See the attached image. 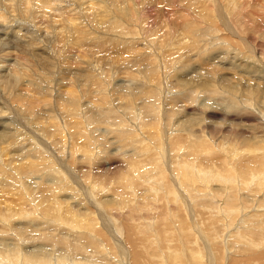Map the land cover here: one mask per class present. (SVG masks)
Masks as SVG:
<instances>
[{
  "label": "bare ground",
  "instance_id": "bare-ground-1",
  "mask_svg": "<svg viewBox=\"0 0 264 264\" xmlns=\"http://www.w3.org/2000/svg\"><path fill=\"white\" fill-rule=\"evenodd\" d=\"M263 1L0 0L1 58H10L9 55L19 50L17 39L25 38V50L36 55L26 61L25 70H31L28 63L33 68H43L48 60L54 61L52 55L49 56L51 59L44 56L48 44L53 48L52 53H56L54 56L62 59L72 45L85 43L80 38L88 31L92 35L85 38L86 42L104 41L105 49L112 47L130 53L135 68L116 73L141 81L147 94L135 85L123 87V91L128 88L134 91L133 94L124 91V95H118L129 115L126 125H120L114 136L118 140L117 146L120 150L131 151L126 154L131 156V162L147 161V165L144 170H135L129 182L134 193L135 186L143 190L138 194L140 199L105 214L111 222L105 218L107 228L101 230L115 236L118 247L114 256L117 260L105 256L100 248H88L92 246L87 235L91 227L83 221L90 215L88 201L94 196L105 197L106 187L103 186L101 192H97L95 183L91 185L93 190L77 188V199L81 202L77 213L57 196L65 191L56 181L64 183L71 169L90 164L94 144L99 148L100 157L108 154L98 144L99 134L92 133L100 123L95 105H88L86 100L90 99L82 100L84 95L80 94L77 107L72 108L63 100L66 93L63 89L62 94L52 95L57 100L54 110V101H48L42 95L47 88H41V94L35 93L33 97L52 112L46 117L36 112L35 126L29 123L31 128L27 125L23 129L17 125L11 128V123H5L7 129L0 132V232L6 229L5 233L10 232L7 237H0V264H106L102 262V256L109 257L114 264H264V120L261 118L264 106L252 101L263 97H244L243 89L256 93L258 88L241 84L238 93L244 100L223 104L215 99H197L199 88L211 94L212 75L208 71L205 81L199 84L178 81L179 88L196 87L186 93L183 102H179L175 94L167 95L162 90L168 80L160 76L163 67L166 75L167 70L176 69L190 53L197 56L192 62L212 65L214 54L226 55L232 46L238 49L241 45L242 54L247 58H241L235 66L246 67L247 59L255 74L263 71V67L253 63H263L264 52L257 56L256 62L251 61L253 56L248 54L258 48V37L264 27ZM108 18L112 19V24L107 32H103L100 27ZM159 20H162L161 24ZM122 24L131 25L130 31ZM178 25L187 26L188 39L180 33ZM152 27L154 30H149ZM21 30L25 35H21ZM4 34L7 39H3ZM109 35L113 38L108 40ZM154 35L162 39L154 40ZM232 40V46L222 44V41ZM138 46H143L145 52L139 53ZM187 46L191 51L179 54ZM104 54L106 62L112 60L110 54L105 51ZM223 54L215 58L229 61L230 56L227 58ZM238 55L240 53L235 56ZM100 58L93 53L95 65ZM142 60L147 61L143 70L139 66ZM38 61L42 63L38 64ZM16 66L18 63L3 76L5 82L0 79V86L10 89L27 79V85L36 87L32 78L26 76L25 71H18ZM197 69L193 71L196 73ZM238 74L244 79L248 76L246 71ZM111 77L112 73L105 76L106 89L116 87V77ZM255 77L258 80L254 84H264V78ZM169 87L166 90L172 93ZM106 100L111 101L110 98ZM180 103L189 105L190 112L183 113L181 107L184 106ZM253 106L258 112L252 109ZM164 107L169 111L168 118L176 114V120L170 125L166 122V128H159ZM76 110L78 113L73 112ZM26 111L30 115L34 113ZM142 111L151 112L149 118L156 112L157 119L152 118L150 123ZM4 114L8 116L5 110L0 111V119L7 118ZM79 115L85 117L83 121ZM68 116L69 120L74 118L69 122ZM180 116L184 118L180 119ZM119 118H122L121 108ZM230 118L242 120L243 127L232 123L233 120L230 122ZM51 127L56 128L50 130ZM244 131L248 132L241 133ZM50 146L54 150L47 157ZM59 153L63 154L60 156ZM66 154L67 161L64 162ZM34 174H39L41 179L34 180ZM102 201L106 199L99 200ZM253 208L255 212L246 214ZM26 221L34 222L36 227L19 226ZM50 229L55 230L56 235L61 233L57 236L58 243L51 247L32 248L36 240H20L26 235L36 238L34 235L45 233L49 237ZM229 232V243L224 244L223 237ZM8 239L15 242L10 245ZM122 241L124 243L120 244ZM57 244L65 250L61 248L54 252ZM236 251L240 254L234 257ZM227 252H233V257L227 259Z\"/></svg>",
  "mask_w": 264,
  "mask_h": 264
},
{
  "label": "rangeland",
  "instance_id": "rangeland-1",
  "mask_svg": "<svg viewBox=\"0 0 264 264\" xmlns=\"http://www.w3.org/2000/svg\"><path fill=\"white\" fill-rule=\"evenodd\" d=\"M263 5H264V1H263ZM111 20H112L111 18H108L105 21V23L101 25L100 30L103 32H107L109 25L112 24V22H110ZM159 23L161 24L162 20H159ZM122 26L126 30L130 31L131 25L122 24ZM178 27L180 29V33L186 35L188 39L189 29L187 28V26L178 25ZM149 30H154V28L152 27ZM115 32H118V31H115ZM259 32L260 31H258V33ZM21 35H25V31L21 30ZM33 35L35 36L36 34H33ZM91 35H92L91 33L86 31L85 36L80 38L85 43H75L74 45H72L69 48V50H67V52L64 53L65 57H63L64 55H62V59L60 57L57 58L56 56H54L56 53L55 54L52 53L53 48H51V44H48V47L46 48L47 52H45L44 56H47L49 59H51V57L49 56L52 55L54 61L48 60V63L45 64V67L43 68H40V67L33 68L31 66V63H28L27 66L31 70H25L24 64L27 63L26 61H30L32 58L36 56L34 53L27 52L25 50V47L27 46L24 40L25 38L23 40L21 39L20 41L19 39H17L18 45L16 42H15V45L18 46L19 50H17V52H15L14 54L9 55L8 57L11 56L10 58H5L7 56H4L3 54L2 55L4 56V58H1L0 56V79L4 80L5 82L6 77H3V76L8 75L9 72L13 70L16 63H18V66H16V69H18V71H25L26 76L32 78L33 83L36 86L34 87V86L27 85V82H28L26 81L27 79H22L21 81H19V83L16 86L11 87L10 89H6L5 86H0V111L5 110L8 113V116L7 114H4V116L7 118H4L3 120L0 119V123L2 121V125H3V126L0 125V132H2V130H6L7 129L6 127L8 126V124L10 125V123H11L10 125L11 128L15 125H17V127H20V129L25 128L26 125H27L26 127L31 128L29 123L35 126V123L33 122L35 120L34 115H36V112H38V115H44L45 117L46 115H48V112H52V109H48L51 111H47V109L43 107L44 103L43 104L37 103L40 100H37V98L33 97L35 93L41 94L40 93L41 88L43 89L47 88L46 91L42 93V95H45L46 100L54 101L53 105L57 104V100L53 98L52 95L56 97L57 95H59V93L62 94L63 89L66 90V93L63 96V100L67 102L72 108L77 107L78 105L77 99L80 96V94L84 95V98H82V100H86L88 98L90 99V100H86V102L89 103L88 105L90 106L95 105V109H96L95 111L100 115V119H99L100 123L97 124L98 129L92 130V133L99 134L98 137L100 140L98 141V144L102 147V149L107 150L108 154L104 157H100L99 148H96V144H94L95 152L93 154V160L90 164L85 165L81 168H76V169L70 168L71 170L69 171L64 183H60L59 181H56L57 183L60 184L61 188L65 191L62 193H58L57 196H60L62 200H65L67 202V205L71 206V210L77 213L79 211L78 205L81 204V202L77 199V188L89 187L91 190H93L91 188V185L95 183L96 184L95 189L97 190V192H101L102 187L103 186L106 187V190L103 192V193H106L105 197L99 199V196H94V199H90L88 201L89 206H88L87 211L90 213V215L84 218L83 221L88 223L89 226L91 227V230L88 231L87 235H88V239L91 241L92 246L88 248L89 249L91 248L94 250L100 248L101 252H103L105 256H112L113 260L114 259L117 260L118 258L114 256L117 254L116 249L118 247V246L116 247L117 240L115 236L111 234H104L103 231L101 230L102 228H107L106 219L108 223L111 222L108 220L109 217L105 216V214H107L110 210H115L117 208H120L121 206H124V205L127 206L128 204H134L138 199H140V197H138V194L140 195L143 192V190L135 186L136 192L134 193L133 191L134 189H132L129 186V182L135 170H140V171L144 170L147 165V161H141L137 163L131 162V156H126V154H130L131 151L129 150L127 152L125 150H120L119 147L117 146L118 140L114 136L118 134V128L120 125H126V119H127V116L129 115V113L127 112V107L125 103L123 101L118 100V95H124L125 92H127V94H130V95L133 94L134 91L128 88L126 89V91L124 90L125 91L124 92L123 87H127V86L135 87V85L139 87L140 92L144 93L145 95L147 94L142 89L143 83L141 81H139L138 79H130L129 77H127V75H124L123 73H120V74L116 73V72H122V71H129L135 68V67H132V65L134 64L131 61L130 53L129 52L124 53L122 52V50H115L112 47L105 49L104 44L106 42L104 41L98 42L96 44H91V43L86 42L85 38L90 37ZM5 36L6 34L3 35L4 37L3 39L8 38L7 36L6 37ZM223 36L227 37V35H223ZM112 38H113V35L108 36V40ZM152 38L154 40L162 39L158 35H154L152 36ZM232 38L235 39L234 37ZM233 41L234 40L229 41V42L222 41V44H226V46H232V44L234 43ZM120 45H123V44H120ZM240 47L237 49L234 46H232V50L228 51V53L231 55H229L228 53L226 55L222 53L227 58L228 56H230L229 61L228 59L217 60L215 57L220 58L222 54L221 55H219L218 53L214 54L215 53L214 52L213 53L214 58H213L212 65L206 64V63H201L200 65L199 61L192 62V59H194L195 61L197 60V56L193 57L191 56L192 53H190V55H188L185 60L184 59L182 60L181 65L176 67V69L167 70L168 73L166 75L163 74V72L166 71L164 67H163V72L160 71L158 68V71H160L161 78H166V80H168L167 84L164 85L162 90H164L167 95H169V93L170 95L175 94V97L178 98L179 102H183L184 97L186 96V93L188 91H193L194 89H196V87L189 85L184 88H179L178 81L189 80L190 84H192V82L199 84L200 82L205 81L208 71H211L212 86H213L212 90L210 91L211 94L208 95V90L203 91L202 88H199V92L196 94V96H198L196 97L197 99L199 97L202 99H207V100L215 99V100H218L219 103L223 102V104H231L234 101L237 102L238 100H244L238 92L241 89L240 88L241 84H247V85H252L253 87H257L258 91L256 93H252V92L244 91L243 89L244 94H246L243 96L252 97L256 95L258 97H263L261 100L254 98L252 99V101L256 105L264 106V84H254V81L258 80L257 79L258 77H255V75L256 76L258 75L259 77L264 78V70L260 71L258 74H255L254 70L250 67L247 59H245V61H247L246 67L242 69L237 68L236 64H239L241 62L240 61L241 58H247L246 54L245 56L242 54ZM186 50L189 52L191 51L190 47L187 46L184 49H182L179 54H181L182 52ZM104 51L106 54H110L112 56L111 58L112 60L107 61V62L105 61L103 57V55H105ZM138 51L139 53L145 52V48L143 46H138ZM263 52H264V27L261 31L260 36L258 37V48L253 52L252 51L248 52V54L253 56V58L250 60L256 62L257 56ZM93 53L101 56V58L99 59L98 63H96V65L94 63ZM239 53L240 55H238V57L235 56ZM141 56L145 57V55H141ZM32 62H35V61H32ZM146 62L147 61L143 62V60L140 61L139 63L140 69L143 70L146 67L145 66ZM41 63H42L41 61H38V64H41ZM50 63H51V66H49ZM256 63H253V64L264 68V62L263 63L258 62L257 64ZM154 66L157 69V65L155 63H154ZM209 66H210V69L208 68ZM195 68H199L197 69L196 73L193 71ZM242 71H246L248 73V76L246 79H244L243 77H240V75L238 74L239 72H242ZM110 73H112L111 79L112 78L114 79L116 77V80H117L116 87L114 89L112 88L106 89L104 85L105 76ZM168 87L171 88L172 93L170 91L167 92L166 89ZM152 88H155V86H153ZM203 92H205V94H203ZM162 94L164 93L162 92L161 95ZM107 98H110L111 101L107 102L106 100ZM139 102H142V101L140 100ZM141 104H143V102ZM184 104L185 103H180L181 106H184V107H181V110L183 111V113H189L190 112V110L188 109L189 105H184ZM55 105L54 107H52L54 108V110H55ZM135 105L136 104H134V106ZM120 108L122 109L121 120L119 118ZM252 109L258 112L254 106L252 107ZM26 110H32L35 114L33 113V115H30ZM164 110L166 111L165 107H164ZM11 111L13 112L11 113ZM165 111L162 112V118L159 121V128L161 127L166 128L167 127L166 122H168L170 125V123L173 124L176 120V114L170 115L168 118L167 112L169 111H166V112ZM73 112L78 113V110L73 111ZM143 114H145V117L147 116L146 120L147 121L149 120L150 123H152L153 120L157 119L156 112L153 115L154 117L150 116V118L148 115L151 114V112L150 113L143 112ZM188 115L189 114H187V116ZM78 117H80L82 121L85 118L81 115H79ZM181 118H184V116H180V119ZM261 118L264 120V115L261 116ZM70 120L68 116L67 121L70 122ZM203 120L204 119L201 118V121ZM229 120L230 122L231 120H233L232 123H235L239 125L240 127H243L242 120L237 119V118H230ZM5 123H8V124H5ZM110 123H113V124L109 125ZM103 126H106L108 128H105ZM55 128L51 127L50 130H54ZM262 128H264V126ZM246 132L244 131L241 133L246 134ZM262 134H264V132H262ZM248 135H251V133H249ZM49 149H50L49 151L46 149L48 151L46 155L47 157H49L51 150L52 152L54 150L52 146H50ZM12 152H15V151H12ZM62 154L63 153H59L58 155L61 156ZM53 157H56V156H53ZM115 159H119V161H114ZM104 160L109 161V163H104L105 162ZM63 161L64 162L67 161V154L65 158H63ZM34 175L36 176V177H33L34 180L38 179L39 181L41 179L39 174H34ZM174 178H176V176ZM215 188H218V187L216 186ZM60 198H57V199L60 201ZM103 199H106V201H102L100 203L99 200H103ZM63 208L66 209L65 206ZM255 210L256 209L253 208L252 211L246 212V214H249L250 212L253 213L255 212ZM99 213H101V215ZM74 216H77V215H74ZM30 224H32V226H30ZM19 226L25 227L27 229H34L36 227L34 225V222L32 221H26V222L19 223ZM6 227L9 229V225H7ZM236 227L234 229H236ZM112 228H114V226ZM6 230L2 231L3 233L0 232V237L8 236V233L10 232V230H8L7 233H5ZM47 233H52V234L49 237H46L45 235L46 233L36 234L34 235V237L36 238L31 237L32 235H26L25 238L20 239V240L23 241L24 239H26L28 242L36 240L37 241L35 242L36 245L31 246L32 248H34L35 246L38 248H48V246L51 247L52 245L58 243L57 236L61 235V233L56 235L55 230L53 229H50ZM230 234L231 233L229 232L227 233L226 237H223L225 238L223 239L224 244L229 243L227 241H228ZM121 237H123V235ZM13 242H15V240L13 239H10V240L8 239L7 241V243H9L10 245H12ZM200 242L203 245L201 238H200ZM123 243L124 242L122 241L120 244H123ZM61 248L62 250H65V248L62 247L61 244H57L56 248H54V252H56L57 249L60 250ZM118 254H119V251H118ZM233 254H234L233 252L232 253L227 252V255H228L227 259L230 256L233 257ZM235 254H234V257L239 256L240 253L236 251ZM105 256H102V258H104L102 259V262L106 264H114L109 257H105Z\"/></svg>",
  "mask_w": 264,
  "mask_h": 264
}]
</instances>
